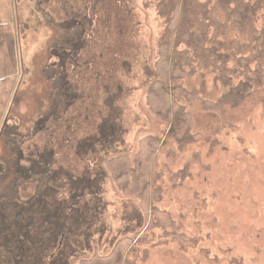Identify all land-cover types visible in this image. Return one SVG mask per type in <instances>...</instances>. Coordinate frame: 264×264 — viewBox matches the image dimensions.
Masks as SVG:
<instances>
[{
	"label": "rangeland",
	"instance_id": "1",
	"mask_svg": "<svg viewBox=\"0 0 264 264\" xmlns=\"http://www.w3.org/2000/svg\"><path fill=\"white\" fill-rule=\"evenodd\" d=\"M17 2L27 52L0 139L3 178L9 163L0 178V264H79L144 232L140 202L123 196L105 163L134 161L147 136L164 142L160 208L199 239L186 251L177 243L150 248L146 264H264L262 91L228 113V129L201 107L223 98L216 76L178 79L198 99L176 97L192 114V134L208 141L188 139L184 123L171 127L147 105L158 79L156 0ZM185 167L192 176L170 187Z\"/></svg>",
	"mask_w": 264,
	"mask_h": 264
},
{
	"label": "trees",
	"instance_id": "2",
	"mask_svg": "<svg viewBox=\"0 0 264 264\" xmlns=\"http://www.w3.org/2000/svg\"><path fill=\"white\" fill-rule=\"evenodd\" d=\"M155 9L162 26L155 63L158 79L147 93L154 115L171 127L184 123L188 139L208 141L192 134V114L176 100H198L176 86V81L208 70L223 84L225 93L219 102L200 100L201 107L218 114L225 128H234L227 121L228 113L261 91L259 102L264 108V0H156ZM163 144L162 139L147 136L140 141L134 161L127 156L106 161L118 190L140 202L148 219L146 230L121 239L109 254L96 253L79 264H146L150 248L177 243L186 251L197 244L199 238H187L172 213L159 206L167 191L159 164ZM6 170L4 178L0 175L3 180ZM189 176L185 167L172 173L168 184L175 188ZM156 229L161 231L158 239L150 236Z\"/></svg>",
	"mask_w": 264,
	"mask_h": 264
},
{
	"label": "crops",
	"instance_id": "3",
	"mask_svg": "<svg viewBox=\"0 0 264 264\" xmlns=\"http://www.w3.org/2000/svg\"><path fill=\"white\" fill-rule=\"evenodd\" d=\"M17 1L0 0V139L7 130L25 71L23 56L27 51L19 25Z\"/></svg>",
	"mask_w": 264,
	"mask_h": 264
}]
</instances>
